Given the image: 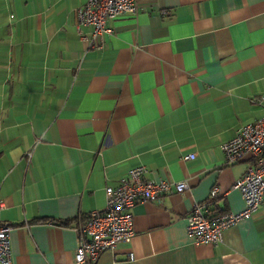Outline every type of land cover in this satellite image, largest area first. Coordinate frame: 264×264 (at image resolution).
<instances>
[{
	"label": "crops",
	"instance_id": "obj_1",
	"mask_svg": "<svg viewBox=\"0 0 264 264\" xmlns=\"http://www.w3.org/2000/svg\"><path fill=\"white\" fill-rule=\"evenodd\" d=\"M83 1L0 0V224L11 225V264H76L73 227L137 165L187 187L134 203L130 240L80 264H264V194L216 245L192 243L185 228L213 184L211 212L243 207L232 183L248 157L228 165L219 145L263 112L250 99L264 96V0H137L135 15L104 21L99 49L76 32Z\"/></svg>",
	"mask_w": 264,
	"mask_h": 264
},
{
	"label": "built area",
	"instance_id": "obj_2",
	"mask_svg": "<svg viewBox=\"0 0 264 264\" xmlns=\"http://www.w3.org/2000/svg\"><path fill=\"white\" fill-rule=\"evenodd\" d=\"M137 0H84L74 9L77 34L87 42L90 49H99L101 36L110 30L104 26L107 18L121 14L135 15ZM89 27L88 35L82 28ZM264 96L251 97V103L262 107V114L240 126L219 148L226 164L230 165L247 155L248 162L242 173L233 181L243 201V207L236 212H211L210 201L221 193L213 184L205 201L194 203L186 215V232L192 243L221 242L222 231L242 218L251 216L259 207L264 194ZM193 153H186L183 159H192ZM187 187L184 180L169 181L166 178L154 180L146 176L143 165L129 169L112 185L103 188L104 207L89 211L73 227L77 241L73 251L76 264L95 260L102 251H111L119 243H127L132 235L130 207L141 201H153L159 195L181 192ZM11 225L0 224V264H11L9 231Z\"/></svg>",
	"mask_w": 264,
	"mask_h": 264
},
{
	"label": "trees",
	"instance_id": "obj_3",
	"mask_svg": "<svg viewBox=\"0 0 264 264\" xmlns=\"http://www.w3.org/2000/svg\"><path fill=\"white\" fill-rule=\"evenodd\" d=\"M214 201H215V200H211L209 203L211 204V203H213ZM35 221H37V222H47V221L53 222V221H51V219L48 220V219H46V218H37V219H35ZM55 222H56V221H55ZM58 223H59V224H67L68 221H58Z\"/></svg>",
	"mask_w": 264,
	"mask_h": 264
}]
</instances>
